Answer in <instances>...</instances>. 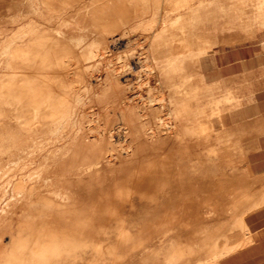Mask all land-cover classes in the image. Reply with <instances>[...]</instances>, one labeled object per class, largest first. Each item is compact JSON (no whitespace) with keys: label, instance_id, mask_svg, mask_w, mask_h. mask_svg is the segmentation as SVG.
Segmentation results:
<instances>
[{"label":"bare ground","instance_id":"bare-ground-1","mask_svg":"<svg viewBox=\"0 0 264 264\" xmlns=\"http://www.w3.org/2000/svg\"><path fill=\"white\" fill-rule=\"evenodd\" d=\"M37 1L27 48L18 13L9 42L0 32V264H221L243 248L264 191L198 202L193 177L212 159L181 150L214 131L182 75L189 22L214 1L164 0L162 29L159 10L145 22L159 0Z\"/></svg>","mask_w":264,"mask_h":264},{"label":"rangeland","instance_id":"rangeland-1","mask_svg":"<svg viewBox=\"0 0 264 264\" xmlns=\"http://www.w3.org/2000/svg\"><path fill=\"white\" fill-rule=\"evenodd\" d=\"M30 1L19 0V11L12 8L13 0L0 2V32L5 33L4 37L9 42L14 33L13 17L18 13L24 48L29 45V32L37 28L38 1L31 4ZM213 1L210 16L207 18L204 9H201L199 17L189 22L190 32L187 35L181 31L182 23H167L166 33H178L179 37L184 35L186 53L193 52L194 57H189L183 64L182 75L187 88L194 86L197 89L201 123L204 122V108L208 103L211 105L214 131L199 134L193 143L186 138L181 146L186 163L191 159L199 162L208 156L212 159L208 168L199 170L193 177L197 186L195 195L198 202L202 203L209 194H214V199L218 197L217 203L223 205L232 202L234 194L231 195L229 191L222 193L219 189L230 190L232 184H243L251 193L264 191V153H259L260 149L257 148L261 144L264 150V138L261 137L264 135V58L255 57L258 50L264 51V0ZM164 3V0H159V7L152 6L146 16V23L155 21L153 13L159 10L157 27L162 29ZM150 24L156 25L155 22ZM92 38L93 35H88V46L93 45ZM137 45L136 48H141V44ZM208 45L209 51L206 52L204 49ZM242 50L249 52L243 54L248 60L244 71L240 65ZM111 51L112 56H115L112 59H116L120 52L114 48ZM231 65L235 68L232 69ZM224 67L227 71H220ZM70 75L73 77V73ZM187 75L193 76L189 77L190 82H187ZM94 76H98L97 71ZM220 137L227 141L226 146L219 142ZM263 206L261 204L246 213L247 230L243 239L247 244L224 258L221 264H264V239L257 241L256 250L250 251L247 256L241 255L253 243L248 217ZM230 214V211L225 213V220L230 218ZM224 218H212L206 225L212 228ZM5 241L7 243L8 239ZM155 260L156 255L151 254L132 264H155Z\"/></svg>","mask_w":264,"mask_h":264},{"label":"crops","instance_id":"crops-1","mask_svg":"<svg viewBox=\"0 0 264 264\" xmlns=\"http://www.w3.org/2000/svg\"><path fill=\"white\" fill-rule=\"evenodd\" d=\"M261 42V41H259ZM248 51H243L241 52L242 56L243 54H248ZM256 58H264V51H257L256 52ZM247 56L246 57H242L241 61H240V65L241 67H243V71H244V65L245 63H247ZM232 69H234L235 67L233 65L230 66ZM227 68L224 67L223 69L221 68L220 71H227ZM264 84V81L262 82ZM262 117V116H261ZM263 118V117H262ZM260 121V117L258 118ZM264 138V135L261 136ZM260 137V138H261ZM259 153H264L263 147L261 144L258 145ZM264 174V171H263ZM248 226L250 228L251 234L253 236V243L251 246H249L247 248V250H245V252L241 253L242 256H247L249 254L250 251L256 250L255 247L258 246L257 241H261V239H264V206L261 207L260 209H258L257 211L253 212L249 217H248ZM263 243V242H262Z\"/></svg>","mask_w":264,"mask_h":264}]
</instances>
